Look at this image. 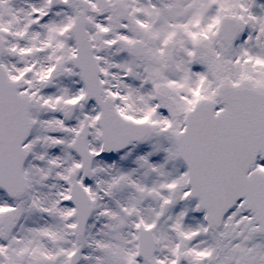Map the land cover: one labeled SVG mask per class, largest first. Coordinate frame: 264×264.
I'll return each instance as SVG.
<instances>
[{"label": "snow or ice", "instance_id": "6c2138e0", "mask_svg": "<svg viewBox=\"0 0 264 264\" xmlns=\"http://www.w3.org/2000/svg\"><path fill=\"white\" fill-rule=\"evenodd\" d=\"M0 264H264V0H0Z\"/></svg>", "mask_w": 264, "mask_h": 264}]
</instances>
